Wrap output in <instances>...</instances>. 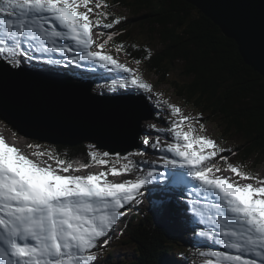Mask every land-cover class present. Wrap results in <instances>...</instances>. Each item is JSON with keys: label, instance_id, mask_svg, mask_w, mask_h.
Listing matches in <instances>:
<instances>
[{"label": "snow or ice", "instance_id": "obj_1", "mask_svg": "<svg viewBox=\"0 0 264 264\" xmlns=\"http://www.w3.org/2000/svg\"><path fill=\"white\" fill-rule=\"evenodd\" d=\"M91 3L92 0H0V58L12 67H20L25 61L50 53H72L74 45L83 55L72 56L71 65L79 68L81 61H93L111 66L129 76V79L112 80L113 88L131 84L151 94L150 83L103 52L105 44L118 33L107 34V39L96 45L100 50H92L93 28L112 29L120 19L101 23V19L107 20L108 14L97 13L101 4L96 3L93 8ZM81 6L84 11H80ZM92 16L99 18L93 22ZM46 62L63 63L52 58ZM168 107L171 116L182 113L175 105ZM197 123L182 114L180 119L171 121L168 131L176 142L169 143L166 151L174 158L162 160L170 168L186 169L183 173L170 174L173 183L186 187L184 178L190 177L196 182L195 190L206 199L211 198L214 212L208 217L209 230L199 232L209 242V250L200 255L205 257V264H264V181L227 163L228 156L220 155L226 150L214 139L198 134L203 124L197 128ZM159 141L158 136L151 147H159ZM33 155H47L56 160L57 167L30 158L0 136V258L8 257V264H95L97 253L111 239L109 233L124 216L122 209L137 201L141 189L157 179L152 170L123 182L107 178L109 173L120 176L131 171V161L121 169L114 166L119 163L117 159L109 171L75 175L71 173L89 165L74 167L72 162L51 152ZM88 155L92 162L109 164L103 158L110 155L108 152L93 151ZM217 157L227 163L236 177L256 182L242 184L231 177L215 175L221 171ZM167 203L162 198L159 210L166 211ZM183 210H189L187 205ZM191 211L204 223L202 212L196 207ZM215 245L222 246L223 250H212Z\"/></svg>", "mask_w": 264, "mask_h": 264}, {"label": "trees", "instance_id": "obj_2", "mask_svg": "<svg viewBox=\"0 0 264 264\" xmlns=\"http://www.w3.org/2000/svg\"><path fill=\"white\" fill-rule=\"evenodd\" d=\"M115 7L132 14L120 22V30L149 24L159 38L161 47L146 59L149 69L165 78L172 65L182 61L191 80L175 83L178 91L196 97L209 116H216L227 130L242 135L244 141L238 148L242 147L246 159L264 156V76L245 62L237 42L187 0H109L105 10ZM131 46L126 51L134 59L148 56L144 49L133 50ZM58 147L73 164L92 162L85 144ZM147 194L153 200L151 208L131 211L124 228L123 241L133 247L134 259L116 262L109 252L106 264H179L177 258L195 257L191 253L198 252L194 246L209 244L206 239L193 237L190 243L184 238L190 235L184 221L189 216L184 210V219L177 215L179 207L173 203V194L165 192L169 196L165 197L166 211L159 210L161 199L153 192ZM179 202L185 204L183 198ZM177 250L179 255L174 258L171 254ZM0 264H8V259H0Z\"/></svg>", "mask_w": 264, "mask_h": 264}, {"label": "rangeland", "instance_id": "obj_3", "mask_svg": "<svg viewBox=\"0 0 264 264\" xmlns=\"http://www.w3.org/2000/svg\"><path fill=\"white\" fill-rule=\"evenodd\" d=\"M106 1L109 0H92L90 6L95 8V4H101V8L97 9V13L103 12L107 13V20L112 21L115 18H119L120 20L126 19L128 16H132L131 12L128 14L127 11L117 9L105 10ZM84 7L81 6L80 11H84ZM98 16H92L93 22L97 19ZM107 20H103L104 23L108 22ZM128 25V24H126ZM111 33H118V38L115 39L113 37L112 40L108 41L105 44L103 52L112 55L119 63L125 64L127 67L133 70L134 74H139L142 79L146 82L150 83L153 86V92L151 94L145 93L142 90H138L129 84L128 87H123L117 85L116 88L112 87V80H120V79H129L128 74L123 73L122 71L115 70L111 68V66L105 67L100 63H94L93 61H81L80 67L77 68L75 65L70 64V58L74 55H83V52L75 49L73 45L72 53H50L48 55L40 57V59H34L32 61H25L23 65L27 67H32L31 70H34L33 67H47V70H57L59 69L61 72L66 74H71L79 77L80 80L90 79L94 83L93 92L97 94H107L111 93L115 96H133L138 98L140 95L145 96V101L149 105L150 110L154 111L152 119L143 120L142 128L143 133L140 139L141 148L136 149L129 154L122 156L119 154H111L107 150H101L98 148L96 142L87 141L85 142V146L89 147L90 152H97L102 154L103 152H108L110 155L108 157H103L104 159L109 161L108 165H100L95 162H91L89 167L80 168L79 171H74L71 174L75 175H88V174H99L100 172L109 171L110 167L113 166V163L119 160V163H115V167L118 169L123 168V165L128 161H131V171L124 173L120 176H111L109 173L108 179L112 182H123L128 179H136L137 177H142L146 175L147 171L152 170L157 174V179L154 180L149 185H146L143 189H141V195L138 197L137 201L133 202L130 205H127L125 209H122L124 212V216L121 217L118 224L114 227V229L109 233L111 239L109 243L104 249L97 253L98 259L95 264H106L107 254L112 253L114 260L118 261H132L134 259V251L133 247L123 241V232L121 230L122 225L125 224V216L128 214L131 209H136L140 207H148L151 205V198L148 196V192H153V196L161 199L156 193L159 192L160 195L162 193L161 181L164 180V173H170L173 171L174 173H183L186 172V169H173L163 164L162 158L171 159L174 158L171 153L166 151L167 145L169 143H175L176 141L173 138V134H171L168 129L172 120L180 119V115L190 116L194 120L198 121L197 128H199L200 124H203V129L199 131L198 134L206 135L209 138H212L216 141L219 147L225 149L226 151L221 153L220 155L228 156V162L234 166H237L247 174H252L256 177L258 181H264V156L259 154L253 157L247 158L243 156L242 147L238 148L241 144H243L244 137L240 134H237L234 129L227 130L224 123H222L221 119H217L216 116H209V112L205 111L204 107L199 104V100L196 97H189L188 94L180 93L178 88L175 86V83L184 84L190 82L191 78L184 73V63L182 61L176 62L172 65L171 69L167 73L165 78H161L156 73L152 72L146 61L141 59L144 56L139 57L140 59H133V56L126 51L127 47L132 45V49L135 50L138 48H146L147 52L150 54L155 53L160 47L161 43L159 38L154 35L150 29L149 24L146 26L136 25L133 29H126L125 31L120 30V28L114 24V27L111 29ZM109 33V34H111ZM92 36L95 43L92 46V50H100L96 47L97 44L102 43L107 39V34H99L96 31V28L92 30ZM60 43V41H57ZM124 45L123 48L120 46ZM126 45V46H125ZM135 45V47H133ZM146 52V50H144ZM39 56L40 54H35ZM2 56V54L0 55ZM48 58L62 60L61 64H48L46 61ZM35 61V62H33ZM139 61V63H137ZM37 63L36 65H33ZM63 70V71H62ZM74 77V76H73ZM74 77V78H76ZM1 95L4 94L1 92ZM138 102L142 103L141 100ZM168 105H175L181 108L182 113L177 114L176 116L170 115V109ZM151 125H155V128L151 127ZM157 129H164V131L160 132ZM187 130V129H186ZM7 138V141H10L15 147L22 150L25 155H28L30 158L36 161H42L45 164L52 165L53 168L57 167L55 159H49L47 155L43 157L34 156L33 153L45 151L51 152L55 157L60 159H65L66 155L62 153V149L58 146L63 144H55L52 142H41L37 139H30L20 134L16 129H14L11 125L7 124L4 120L0 118V134H3ZM160 137L159 147L152 148L151 144L157 142V137ZM147 140L150 143L145 144L144 141ZM182 143V141H181ZM29 145H40V148L29 147ZM67 146V145H65ZM232 153H235L233 155ZM127 158V159H125ZM221 169L220 172H216L215 175L223 176V177H231L234 180H239L240 183H255L253 180H245L239 177H236L235 174L231 172L230 169L227 168V163L222 160H219V157L216 158ZM91 164H93L91 166ZM74 167H78L80 163L74 162ZM163 173V175H161ZM166 179L172 183L171 188L179 191L180 185L173 183V176L168 177L166 175ZM187 181V185H193L194 188H190L185 192L182 191L187 198L183 196H177L178 199H185L184 203H181L177 200L179 208L187 205L188 211H184L189 216L187 219L188 225V233L190 234L188 237L184 236L190 243L194 241L193 237L199 239H205L199 236L200 231H207L210 227V222L208 217L214 212V209L211 207V198H205L203 195H200L198 191L195 190L196 182L192 181L190 177L184 178ZM189 180V181H188ZM184 185V184H183ZM191 196L201 198V200L196 199L191 201ZM198 201V202H197ZM192 207H196L200 212H202L204 223H200V216H196L191 211ZM211 208V209H210ZM206 212V213H205ZM182 220V219H181ZM208 221V222H207ZM189 244V243H188ZM207 246V245H201ZM209 250V248H208ZM207 250V251H208ZM212 250H223L222 246L215 245ZM179 250L176 251L174 258L177 256ZM195 255V252H191ZM181 257V256H179ZM184 257H187L185 255ZM4 259H8V257H3ZM0 258V259H3ZM182 258V257H181ZM255 258V257H253ZM186 264H205V257L203 256H195L191 258L189 261H186L182 258ZM180 258H177L178 262H182ZM195 262V263H194Z\"/></svg>", "mask_w": 264, "mask_h": 264}, {"label": "water", "instance_id": "obj_4", "mask_svg": "<svg viewBox=\"0 0 264 264\" xmlns=\"http://www.w3.org/2000/svg\"><path fill=\"white\" fill-rule=\"evenodd\" d=\"M234 39L245 62L264 76V0H188ZM91 82L64 73L0 62V118L30 139L76 146L87 141L112 154L140 148L145 101L92 92ZM138 100L140 102H138Z\"/></svg>", "mask_w": 264, "mask_h": 264}, {"label": "bare ground", "instance_id": "obj_5", "mask_svg": "<svg viewBox=\"0 0 264 264\" xmlns=\"http://www.w3.org/2000/svg\"><path fill=\"white\" fill-rule=\"evenodd\" d=\"M188 1V0H187ZM171 45V44H170ZM33 62H35V61H33ZM93 85V87H94V84H92ZM92 92H93V88H92ZM94 93V92H93ZM0 97H3L2 95H1V92H0ZM0 136H3L5 139H6V142L7 143H9L10 145H13L10 141H7V138L5 137V135H4V132H3V134H0ZM165 174V173H164ZM189 181V180H188ZM149 196V195H148ZM149 198H151L150 196H149ZM151 203H153V200H152V198H151ZM172 205V204H171ZM211 209V208H210ZM174 210V209H173ZM206 213V212H205ZM172 214V213H171ZM208 222V221H207ZM206 239V238H205ZM185 259V258H184ZM183 260V259H182ZM185 262V261H184ZM179 264H181L180 262H179Z\"/></svg>", "mask_w": 264, "mask_h": 264}]
</instances>
